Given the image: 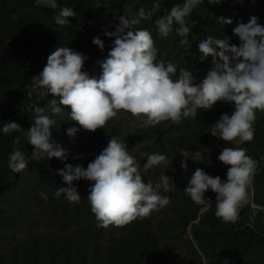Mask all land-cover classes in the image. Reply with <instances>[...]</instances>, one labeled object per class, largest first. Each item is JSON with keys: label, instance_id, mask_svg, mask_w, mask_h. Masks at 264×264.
Returning <instances> with one entry per match:
<instances>
[{"label": "trees", "instance_id": "16d2710c", "mask_svg": "<svg viewBox=\"0 0 264 264\" xmlns=\"http://www.w3.org/2000/svg\"><path fill=\"white\" fill-rule=\"evenodd\" d=\"M105 2L108 8L97 7ZM183 2L57 0V8L51 9L37 6L35 0H0V264H264V111H256L253 140L239 141L235 147L246 149L257 161L250 184L255 208L243 203L237 221L225 223L215 216V193L205 192L211 202V207L205 208L192 202L183 190L197 168L226 180L227 167L218 160L220 153L210 148L215 139L210 132L221 114L231 115L232 104L217 102L211 109H198L196 117L184 118L179 124L164 121L154 127H141L146 117L130 114L131 127L123 134L116 118L90 132L71 121L67 107L61 106L62 114L54 115L51 95L34 92L32 97L27 96L31 77L43 70L57 47H69L87 56L83 70L99 77L97 62L107 58L115 39L105 36V31L114 32L118 16L134 18L141 7L146 13L151 11L152 16L133 27L151 33L156 62L171 60L177 66V76L184 68L192 71L196 82L212 66L211 57L200 60L197 45L201 40L227 37L231 45L239 46L240 40L233 33L239 23L255 16L264 26V0H221L219 4L203 0L186 17L190 29L187 37L177 35L174 25L173 31L162 38L155 20L164 9L170 11L173 5ZM62 7L72 8L76 15L67 18L69 23L58 25L55 17ZM221 16L232 23L218 22ZM97 36L103 41V50L92 43ZM182 39L189 41V48L180 43ZM55 99L59 101V97ZM34 105L45 108L44 114L56 120L51 142L66 150L65 160L48 159L46 155L39 162L31 158L32 146L25 136L35 119L30 110ZM10 120L18 123L21 131L3 133V124ZM71 127L77 129L72 137L67 135ZM17 137L20 143L16 147L25 153L29 164L14 173L8 167V157ZM113 137L127 145L129 154L140 164L145 183L155 185L162 175L170 178V190H159L162 196L170 197L165 206L167 216L155 225L138 218L123 227H97L87 200L91 182L83 179L73 181L81 197L78 203L68 201L64 194L54 195L58 187L66 186L58 170L65 164L86 168ZM181 149L189 152L186 160L180 155ZM197 152L201 156L194 161ZM153 153L166 155L168 163L145 172L143 165ZM181 160H185L186 169L181 168ZM39 192L46 193L47 200ZM41 228L52 234L38 233Z\"/></svg>", "mask_w": 264, "mask_h": 264}, {"label": "clouds", "instance_id": "9594fccd", "mask_svg": "<svg viewBox=\"0 0 264 264\" xmlns=\"http://www.w3.org/2000/svg\"><path fill=\"white\" fill-rule=\"evenodd\" d=\"M202 2L184 0L182 5H173L170 11L164 9V14L155 20L159 35L167 37L175 25L177 35L187 37L190 29L186 17ZM209 2L219 4L221 0ZM35 3L57 8V0H35ZM101 6L109 7L107 2L97 4V7ZM155 7L159 9L161 6L157 4ZM75 15L72 8L62 7L55 22L65 25L69 23L67 18ZM151 16V11L146 13L141 7L134 18L118 16L119 24L114 32L105 31V36L115 39L107 58L97 62L101 68L99 77L89 76L83 70L87 56L69 47H57L48 56L43 70L31 77L27 96L32 97L34 92L40 96L51 95L53 99L49 103L54 115L62 114L61 106L67 107L71 121L90 132L103 128L120 112L129 113L134 118L146 117L141 127H154L164 121L179 124L184 118L196 117L198 109H211L217 102H224L232 104L234 111L231 115L221 114L210 134L224 142L237 138L240 142H251L256 111H264V26L257 23V17L252 16L247 23H239L233 29L240 40L239 46L231 45L227 37L208 36L198 43L200 60L211 57L212 66L206 76L196 82L192 71L184 68L177 76V66L171 60L156 62L157 49L151 33L133 27L141 19ZM217 20L223 25L232 23L230 18L222 16ZM92 43L103 50L104 44L99 36L94 37ZM180 43L187 48L190 46L187 39ZM174 76L177 78L173 79ZM56 97H59L58 102ZM30 110L35 113V119L25 138L32 146L31 158L39 162L46 155L48 159L65 160L66 150L51 142V130L56 120L44 114L45 108L41 106L34 105ZM2 131L5 134L19 132L21 127L10 120L3 124ZM76 131L71 127L67 135L72 137ZM19 143L17 137L8 157V167L14 173L29 164L25 153L16 147ZM180 155L186 160L189 152L181 149ZM200 156L201 153L197 152L192 160ZM185 160H181L182 169L187 168ZM218 160L227 167L226 180L197 168L183 191L192 202L208 208L211 202L204 194L211 190L216 194L215 216L222 222L235 223L240 206L246 204L247 187L256 173L257 161L247 154L246 149L230 147L221 150ZM146 161L143 165L145 172L168 163L166 155L160 153L148 155ZM58 174L66 186L58 187L54 195L64 194L70 202L78 203L81 199L73 181L91 182L87 200L97 227H123L170 203V197L162 196L159 191L161 188L170 190V178L162 175L155 185L151 181L145 183L140 164L129 154L127 145L115 137L108 140L107 146L86 168L65 164ZM38 195L44 200L48 198L44 192ZM251 204L255 208L253 196Z\"/></svg>", "mask_w": 264, "mask_h": 264}, {"label": "rangeland", "instance_id": "374dc122", "mask_svg": "<svg viewBox=\"0 0 264 264\" xmlns=\"http://www.w3.org/2000/svg\"><path fill=\"white\" fill-rule=\"evenodd\" d=\"M129 113L126 112H120L118 113L117 117H115L116 122H118L121 126V132L125 134L128 132L129 126L131 127V123L129 122ZM239 144V139L237 138L235 141L232 142H224L218 138L215 137L213 142L210 144V148L212 150H215L216 152L220 153L221 150L225 147H230V148H235ZM252 196H253V190L251 189L250 185L247 187V198H246V204H251L252 201ZM252 205V204H251ZM166 212H165V207L159 209L158 211H153L150 216L146 218H142L145 220H148L152 225H155L156 222L160 220H164L166 217ZM38 233L40 234H52V231L49 229L41 228L38 230ZM189 237V232L187 233V236ZM182 254L179 253V257H181Z\"/></svg>", "mask_w": 264, "mask_h": 264}, {"label": "bare ground", "instance_id": "6f19581e", "mask_svg": "<svg viewBox=\"0 0 264 264\" xmlns=\"http://www.w3.org/2000/svg\"><path fill=\"white\" fill-rule=\"evenodd\" d=\"M254 191V190H253Z\"/></svg>", "mask_w": 264, "mask_h": 264}]
</instances>
